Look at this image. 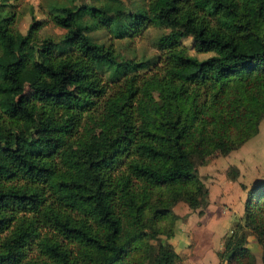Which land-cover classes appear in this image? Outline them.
<instances>
[{
	"label": "trees",
	"instance_id": "trees-1",
	"mask_svg": "<svg viewBox=\"0 0 264 264\" xmlns=\"http://www.w3.org/2000/svg\"><path fill=\"white\" fill-rule=\"evenodd\" d=\"M15 1L0 0V264H179L159 236H170L176 203L198 214L207 205L193 159L226 156L264 116V0H147L131 11L120 0L53 1L24 34ZM46 22L63 29L56 40L38 38ZM148 26L168 30L149 59L90 35ZM186 37L209 55H189ZM86 119L95 134L49 154L54 135L70 139ZM240 186L241 221L217 264H255L248 235L264 248V178Z\"/></svg>",
	"mask_w": 264,
	"mask_h": 264
},
{
	"label": "rangeland",
	"instance_id": "rangeland-1",
	"mask_svg": "<svg viewBox=\"0 0 264 264\" xmlns=\"http://www.w3.org/2000/svg\"><path fill=\"white\" fill-rule=\"evenodd\" d=\"M58 3H71V4H79L83 3H91L93 0H17L12 4V10L16 13L15 20V28L21 34H24L26 28L28 27L31 19H46L43 14L48 3L51 2ZM124 7L131 11L135 7H140L146 4L147 0H120ZM168 30L164 28H158L153 26H148L141 30L140 33L130 37L123 38L119 40L112 39L110 35L105 31L96 30L90 33V35L94 38L95 41L99 43H112L114 50L123 58H134L136 60L141 58L149 59L150 57L159 54L160 51L155 48L154 43L156 38L162 33H166ZM63 33V29L52 25L50 22H46L44 26L38 31V38H42L45 36L52 37L56 40L60 34ZM182 45L187 48V53L189 55H193L198 59H202L207 57L209 54L207 53H195L191 47V38L186 37L181 39ZM152 66L148 70H143L145 72L150 71ZM71 87H74L75 92L82 96L81 92H79L77 86V82H72ZM76 87V88H75ZM23 94L29 101H36L34 93L25 85L23 89ZM39 113V110L36 111V114ZM64 112H59L56 118H62ZM98 131L97 121L95 119H86L79 133L70 138L64 139L61 136L54 135V143L50 147L49 154L53 155L56 151L63 145L66 144L70 147H76L77 145L84 142L90 135L95 134ZM36 136L39 135H47V132L41 129H37L34 131ZM215 156V155H212ZM221 155H216V157H208L203 159L202 161L197 158L193 159L194 168L197 171V168H202L206 166H210L213 164L212 159H216ZM226 163L229 160H232L238 168L241 169V172L245 175L243 177V182H249L250 184L245 189L251 187L255 183V179L259 178L257 174L264 175V116L261 119L257 133L246 140L239 148L235 149L232 154L226 155L225 157L219 158ZM212 160V161H210ZM210 161V162H209ZM208 163V164H207ZM238 168L234 165L227 166L226 173L229 178V173H233V169L236 171V179L239 178ZM245 168V169H244ZM247 171V173H246ZM207 176V175H206ZM206 176H202V180L205 179ZM238 176V177H237ZM211 178L210 176H208ZM230 179V178H229ZM235 179V180H236ZM205 186V185H204ZM206 187V186H205ZM241 187V186H240ZM242 188V187H241ZM243 189V188H242ZM241 219V218H240ZM240 219L234 220V224L237 221H241ZM233 224V226H234ZM231 231V229H230ZM228 231V233L230 232ZM227 233V234H228ZM246 247L254 258L255 264H263L261 262V255L264 254V248L261 247L254 239L252 235H248L246 238Z\"/></svg>",
	"mask_w": 264,
	"mask_h": 264
},
{
	"label": "crops",
	"instance_id": "crops-1",
	"mask_svg": "<svg viewBox=\"0 0 264 264\" xmlns=\"http://www.w3.org/2000/svg\"><path fill=\"white\" fill-rule=\"evenodd\" d=\"M221 157L225 156L210 160L213 162L210 166L197 168L200 178L207 175L205 179L201 178L208 191L207 205L201 214L182 202L176 203L172 211L177 218L170 236H159V241L179 257V264H217V252L221 249L223 237L232 229L234 220L242 216L245 190L240 185L247 187L250 183L243 182L245 175L237 163L229 159L224 163L219 159ZM229 165L238 168L239 178L236 180L227 177ZM257 175L260 177L255 181L264 178L262 174Z\"/></svg>",
	"mask_w": 264,
	"mask_h": 264
}]
</instances>
